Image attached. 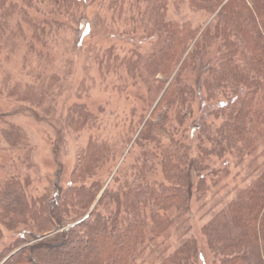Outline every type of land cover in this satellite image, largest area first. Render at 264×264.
Returning a JSON list of instances; mask_svg holds the SVG:
<instances>
[{
	"label": "trees",
	"instance_id": "16d2710c",
	"mask_svg": "<svg viewBox=\"0 0 264 264\" xmlns=\"http://www.w3.org/2000/svg\"><path fill=\"white\" fill-rule=\"evenodd\" d=\"M19 1L3 0L4 18L13 16L11 9L20 12ZM23 1L32 6L33 0ZM163 1L146 0V18L156 42L150 53L136 56L148 86V108L155 107L141 121L135 143L145 153L134 186L120 187L126 176L123 169L95 210L90 211L93 202H89L94 187L89 191L82 187L73 191L70 200L48 202L42 218L26 190L11 181L4 187L0 207L4 224L18 237L0 253V264H133L149 244L189 214L190 169L196 161L201 176L195 201L201 209L208 204H202L205 195L222 186L229 175V168L212 164L229 157L239 166L264 143V0H188L190 10L210 15L204 29L191 21L167 23L161 14ZM33 13L42 15L39 10ZM19 15L30 29H37L36 17L25 10ZM49 24L44 22V29ZM1 27V34H7L9 24ZM159 74L165 80H158L155 87L152 77ZM198 102L209 104L206 120L194 126L196 138H190L184 123ZM177 127L182 128L179 139ZM162 134L169 139L166 147L161 146ZM154 144L163 149L156 158L161 182L151 180L158 170L150 167L147 147ZM250 176L253 179L231 197L226 192L223 207L208 210L211 217L201 232L210 264H264V163ZM97 195L92 196L94 201ZM71 208H77L74 215ZM19 218L25 226L21 235L14 230ZM3 222L0 219V225ZM189 229L175 248L162 252L160 264H203L198 238Z\"/></svg>",
	"mask_w": 264,
	"mask_h": 264
},
{
	"label": "rangeland",
	"instance_id": "374dc122",
	"mask_svg": "<svg viewBox=\"0 0 264 264\" xmlns=\"http://www.w3.org/2000/svg\"><path fill=\"white\" fill-rule=\"evenodd\" d=\"M49 1L52 5L33 0L29 7L19 1L20 12L25 10L37 18V29H30L13 9V16L4 18L0 0V30L2 24L10 26L7 34L0 32V202L5 185L14 181L26 190L42 218L48 202L70 200L73 191L82 187L86 191L94 187L89 202H93L90 211L95 210L106 188L115 187L123 169L126 176L119 181L120 187H133L145 153L135 145L141 121H146L155 107L148 108L147 82L139 70L141 65L136 64L137 57L150 53L156 42L146 18V0ZM162 6L161 14L169 24L191 21L202 27L210 20V15L190 10L188 0H164ZM38 10L46 17L34 15ZM44 22L50 23L49 28L44 29ZM152 80L156 87L158 80L165 78L159 74ZM208 106L198 102L193 116L186 119L184 127L190 138H196L194 126L206 120ZM160 142L166 147L169 139L162 134ZM156 144L147 147L150 167L158 170L151 180L161 182L156 158L163 149H156ZM195 152L192 159L196 160ZM263 163L264 143L239 166L229 157L213 163V168L215 164L218 169L229 168V175L222 186L205 195L202 204H208L200 209L195 200L201 167L196 161V167L190 169L189 214L149 244L133 264H160L162 252L175 248L189 228L198 238L202 263L210 264L201 232L211 217L208 210L212 206L216 212L223 207L228 201L226 192L231 197L248 184L253 169ZM213 193H217L214 200ZM94 194H98L95 201ZM76 209L69 210L71 215ZM23 222L19 218L14 225L20 235L25 231ZM6 226L4 222L0 225V253L18 237Z\"/></svg>",
	"mask_w": 264,
	"mask_h": 264
}]
</instances>
